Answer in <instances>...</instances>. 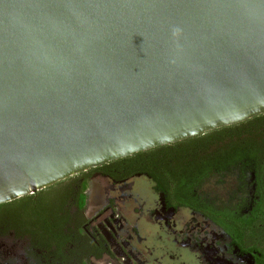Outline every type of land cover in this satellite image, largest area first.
Listing matches in <instances>:
<instances>
[{
  "label": "water",
  "instance_id": "1",
  "mask_svg": "<svg viewBox=\"0 0 264 264\" xmlns=\"http://www.w3.org/2000/svg\"><path fill=\"white\" fill-rule=\"evenodd\" d=\"M264 115V0H0V205Z\"/></svg>",
  "mask_w": 264,
  "mask_h": 264
},
{
  "label": "flooded vegetation",
  "instance_id": "2",
  "mask_svg": "<svg viewBox=\"0 0 264 264\" xmlns=\"http://www.w3.org/2000/svg\"><path fill=\"white\" fill-rule=\"evenodd\" d=\"M93 170L77 175L64 185L61 196H51L58 203L56 217L61 220L56 241L48 234L39 233L35 225L0 226V264H144L130 249L132 236H123L128 223L116 200L106 193L104 207L89 216L88 191L84 190L97 178L121 187L125 182L141 177L153 182L159 198V208L153 212L155 220L173 233L172 241L189 250L199 264H264V159L240 162L231 166L228 172L217 173L235 172L237 175L235 192L227 194L234 196V200L226 205L219 207L200 193L192 196L193 202L207 209V214L177 206L182 200H170L166 193L157 190L155 182L146 174L111 179ZM125 174V171H119L115 176ZM183 210H187L193 220L186 230L179 231L175 218ZM211 212L222 216L231 214L237 223L244 221L245 230L240 228V231L245 234L240 240L236 239L234 226L225 222L229 218L218 223L210 217ZM197 217L203 222L197 223Z\"/></svg>",
  "mask_w": 264,
  "mask_h": 264
},
{
  "label": "trees",
  "instance_id": "3",
  "mask_svg": "<svg viewBox=\"0 0 264 264\" xmlns=\"http://www.w3.org/2000/svg\"><path fill=\"white\" fill-rule=\"evenodd\" d=\"M263 159L264 115L178 144L135 154L92 172L99 171L111 179H124L136 173L146 174L155 182L157 190L166 193L170 200H182L177 206L207 214V209L199 207L192 199V196L199 194L204 181L213 174L228 172L237 163ZM119 171H125L126 174L116 177ZM75 177L34 195L0 205V226L35 225L39 233L48 234L56 241L61 230V220L56 217L58 203L51 196H61L62 187ZM209 215L218 223L229 218L225 222L234 226L236 239L240 240L245 234V231H240V228L245 230V222L237 223L231 214L225 213L222 216L211 212Z\"/></svg>",
  "mask_w": 264,
  "mask_h": 264
},
{
  "label": "rangeland",
  "instance_id": "4",
  "mask_svg": "<svg viewBox=\"0 0 264 264\" xmlns=\"http://www.w3.org/2000/svg\"><path fill=\"white\" fill-rule=\"evenodd\" d=\"M237 180L235 172L226 175L213 174L201 185L199 193L221 207L234 200V196L227 194L235 192ZM84 190L88 191L89 216L104 207L106 193L116 200L128 223L123 236H132L130 249L144 264H199V260L189 250L172 241L175 238L173 233L155 220L153 212L159 208V198L153 182L148 178H133L121 187H114L110 181L97 178L90 186H85ZM123 194L131 196H122ZM192 220L193 217L187 210L180 211L175 218L176 230H186ZM196 222L203 221L197 217Z\"/></svg>",
  "mask_w": 264,
  "mask_h": 264
}]
</instances>
